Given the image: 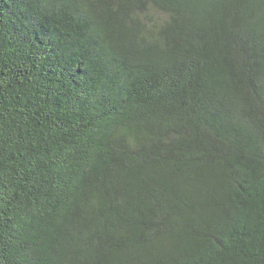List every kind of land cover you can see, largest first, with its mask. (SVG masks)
I'll list each match as a JSON object with an SVG mask.
<instances>
[{
  "label": "trees",
  "instance_id": "1",
  "mask_svg": "<svg viewBox=\"0 0 264 264\" xmlns=\"http://www.w3.org/2000/svg\"><path fill=\"white\" fill-rule=\"evenodd\" d=\"M0 264H264V0H0Z\"/></svg>",
  "mask_w": 264,
  "mask_h": 264
}]
</instances>
